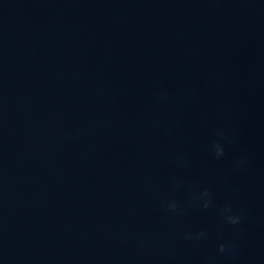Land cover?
Returning a JSON list of instances; mask_svg holds the SVG:
<instances>
[{
	"label": "clouds",
	"instance_id": "9594fccd",
	"mask_svg": "<svg viewBox=\"0 0 264 264\" xmlns=\"http://www.w3.org/2000/svg\"><path fill=\"white\" fill-rule=\"evenodd\" d=\"M214 148H215V155L217 158H220L224 155V149L223 147L217 143L214 145ZM209 193L207 192V190H205L203 193H202V196L203 197H208ZM209 204H210V200H207L205 199L204 203H203V207L205 209H207L209 207ZM167 208L170 210V211H173V212H177L178 209H177V205L175 204V202H171V203H168L167 204ZM223 215H224V219L225 221L228 223V224H231V225H236V224H239L242 220V217L239 216V215H234L232 214V209L230 206H226L225 209H224V212H223ZM186 239H192V235L191 234H186L185 236ZM206 238V233H204L203 231L197 233L195 235V239L196 240H201V239H204ZM218 250L219 252L221 253H225L226 251L230 252L231 249L228 248L225 244L221 243L219 244L218 246Z\"/></svg>",
	"mask_w": 264,
	"mask_h": 264
}]
</instances>
